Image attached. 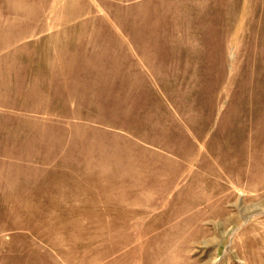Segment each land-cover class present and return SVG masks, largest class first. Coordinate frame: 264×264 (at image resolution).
Here are the masks:
<instances>
[{
	"label": "rangeland",
	"instance_id": "rangeland-1",
	"mask_svg": "<svg viewBox=\"0 0 264 264\" xmlns=\"http://www.w3.org/2000/svg\"><path fill=\"white\" fill-rule=\"evenodd\" d=\"M0 55V264H264V0H0Z\"/></svg>",
	"mask_w": 264,
	"mask_h": 264
},
{
	"label": "crops",
	"instance_id": "crops-1",
	"mask_svg": "<svg viewBox=\"0 0 264 264\" xmlns=\"http://www.w3.org/2000/svg\"><path fill=\"white\" fill-rule=\"evenodd\" d=\"M53 23H46L45 25H51ZM75 26H83V25H75ZM63 26L59 29L62 30ZM54 30V28H51V30ZM56 29V30H59ZM47 34H49L47 32ZM65 35L64 32L58 33V35ZM50 36V35H49ZM6 61L4 55H0V62L4 63ZM4 72V71H2ZM1 77H17V78H23L25 79L23 81V86L27 85L28 87H31V89L35 90V88L39 90H35L34 96L35 100L40 101L35 107V111L41 112V111H51L54 107L53 103L55 102L54 97L49 98V93L51 94V91L49 89L53 88L54 86L61 87L62 91L63 89H67L69 86L74 87L75 83H71L67 81H63L62 79L67 78H76L79 77L74 71H67V70H60V69H21L17 70L16 74H4L2 73ZM55 79H60L58 81H55ZM65 87V88H64ZM48 89V91H47ZM61 91V92H62ZM5 124L4 121L0 122V125ZM243 131L239 129L238 125L235 128L234 134H232L234 137H236V142L238 141L239 135L242 134ZM238 143V142H237ZM236 153L230 157V163L232 165H238L241 162V155L238 152V146L235 148ZM208 161H211L208 159ZM234 165V166H235ZM239 166V165H238ZM243 177V176H242Z\"/></svg>",
	"mask_w": 264,
	"mask_h": 264
}]
</instances>
